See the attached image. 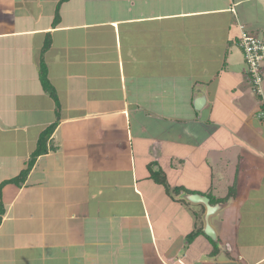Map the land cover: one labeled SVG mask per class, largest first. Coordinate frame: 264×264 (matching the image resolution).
I'll return each instance as SVG.
<instances>
[{
	"label": "crops",
	"instance_id": "1",
	"mask_svg": "<svg viewBox=\"0 0 264 264\" xmlns=\"http://www.w3.org/2000/svg\"><path fill=\"white\" fill-rule=\"evenodd\" d=\"M240 26L264 42V0H0V184L42 147L1 188L0 264H264Z\"/></svg>",
	"mask_w": 264,
	"mask_h": 264
},
{
	"label": "built area",
	"instance_id": "2",
	"mask_svg": "<svg viewBox=\"0 0 264 264\" xmlns=\"http://www.w3.org/2000/svg\"><path fill=\"white\" fill-rule=\"evenodd\" d=\"M239 29V47L242 49L248 83L263 107L258 110L257 117H264V42L251 36L243 26Z\"/></svg>",
	"mask_w": 264,
	"mask_h": 264
},
{
	"label": "water",
	"instance_id": "3",
	"mask_svg": "<svg viewBox=\"0 0 264 264\" xmlns=\"http://www.w3.org/2000/svg\"><path fill=\"white\" fill-rule=\"evenodd\" d=\"M204 101H205L204 97L197 98L194 103L195 109L199 110L203 105ZM183 198L186 202H189L190 204L203 206L205 210L203 216V226H204L203 233L210 240L216 242L217 234L210 223V217L215 215L217 212H219L220 209L222 208V205L220 204L211 205L208 197L199 194L185 195Z\"/></svg>",
	"mask_w": 264,
	"mask_h": 264
},
{
	"label": "trees",
	"instance_id": "4",
	"mask_svg": "<svg viewBox=\"0 0 264 264\" xmlns=\"http://www.w3.org/2000/svg\"><path fill=\"white\" fill-rule=\"evenodd\" d=\"M48 46V45H47ZM45 48H46V45H45ZM39 75H40V81L43 85V87L45 88L46 91L49 92V94L51 95V97H53V99H55V94H54V91L49 89L48 85H47V81H46V69H45V66L42 64L41 67H40V71H39ZM259 100V99H258ZM260 108H263L262 105H260ZM54 127H50L43 135V138H45L47 135H49L51 133V131L53 130ZM42 147L39 145L36 149V151L33 153V156L31 158V161L28 162V169L32 166V163L34 162V159L41 153ZM26 169L25 171L21 172L19 176H17L16 178L12 179V180H9V181H4L3 183L0 184V191H1V188L5 185V184H8V183H20L24 178H25V175L27 173V170ZM158 178L161 180H163V177H159L157 176L156 177V180H158ZM161 183L164 184V181H162ZM232 189V188H231ZM176 192L179 193V188H176L175 189ZM233 191V190H232ZM230 195L233 194V192H229ZM2 214H3V209H2V203H1V197H0V221H1V218H2Z\"/></svg>",
	"mask_w": 264,
	"mask_h": 264
},
{
	"label": "rangeland",
	"instance_id": "5",
	"mask_svg": "<svg viewBox=\"0 0 264 264\" xmlns=\"http://www.w3.org/2000/svg\"><path fill=\"white\" fill-rule=\"evenodd\" d=\"M239 49H240V51H241V53H242V49H241L240 47H239ZM242 55H243V54H242ZM245 67H246V66H245ZM245 69H246V68H245ZM259 106H260V104H258V108H259L258 110H260V107H259ZM258 110H257V112H258ZM256 116H257V113H256ZM256 118H257V120L259 119V121H260L262 124H264V117H259V118L256 117ZM224 175H225V174H224ZM193 177H194V176H193ZM193 177H188V179H193V180H195V179H194L195 177H194V178H193ZM215 177H216V174H215ZM225 177H226V175H225ZM220 178H221V177H220ZM215 185H216V184H215ZM220 189H221V187H220ZM224 190H225V189H222V190L220 191V192H221L220 195L224 192ZM232 190H233V189H230L229 192H230V191L232 192ZM262 190L264 191V189H262ZM170 193H171V192H170ZM183 202H185L184 199H183ZM220 202H225V201L221 199ZM187 203H189V202H187ZM189 204H190V203H189ZM190 205H191V204H190ZM246 232H247V233H250V232H248V231H246ZM195 234H196V232H194L193 234L189 235V236H188V241H190V240L192 239V237L194 238V237H195Z\"/></svg>",
	"mask_w": 264,
	"mask_h": 264
},
{
	"label": "clouds",
	"instance_id": "6",
	"mask_svg": "<svg viewBox=\"0 0 264 264\" xmlns=\"http://www.w3.org/2000/svg\"><path fill=\"white\" fill-rule=\"evenodd\" d=\"M253 94V93H252ZM254 95V94H253ZM255 96V95H254ZM256 97V96H255ZM257 98V97H256ZM258 99V98H257ZM260 102V101H259Z\"/></svg>",
	"mask_w": 264,
	"mask_h": 264
}]
</instances>
